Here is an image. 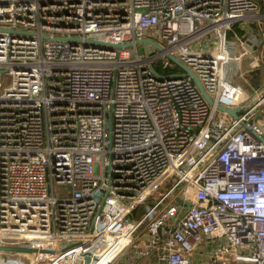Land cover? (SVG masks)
Listing matches in <instances>:
<instances>
[{
	"label": "built area",
	"instance_id": "2783aa9c",
	"mask_svg": "<svg viewBox=\"0 0 264 264\" xmlns=\"http://www.w3.org/2000/svg\"><path fill=\"white\" fill-rule=\"evenodd\" d=\"M254 22L264 0H0V245L189 264L203 232L210 264H264V79L232 82L243 57L264 70Z\"/></svg>",
	"mask_w": 264,
	"mask_h": 264
},
{
	"label": "rangeland",
	"instance_id": "374dc122",
	"mask_svg": "<svg viewBox=\"0 0 264 264\" xmlns=\"http://www.w3.org/2000/svg\"><path fill=\"white\" fill-rule=\"evenodd\" d=\"M146 10L145 7H139L136 8V11L143 13ZM256 25H252L250 26V34L248 35V39L252 40L254 42V47L257 50V54L261 53L262 54V59L264 60V24L261 22H254ZM144 34L145 35H149L151 36L153 39L163 43L164 40L162 39L161 36V28L158 25H153V26H147L144 28ZM252 33L256 34V36L251 35ZM206 38H201L197 41H194L192 44L194 46V50L195 51H200V52H205V53H212V51H210L209 48L205 47V43H206ZM138 51L140 55H144L145 54V48L143 45L138 44ZM148 49L150 52L154 51V48L152 46H148ZM252 57H243L241 61L238 62L237 64V68L233 70V80L232 82L234 84H238V85H243L246 84L247 82H249L250 84L253 85L252 82H255L254 79H252V75L253 74H257L256 78H259L258 81L260 82V80L264 79V70L261 68L259 69V71L255 72H250L248 71L250 70H254V64L251 62ZM261 61V59H260ZM262 62V61H261ZM262 65V64H261ZM252 68V69H251ZM6 76L3 73L1 76V80H2V84H5L6 82ZM259 84V83H258ZM255 86V85H253ZM219 114V113H218ZM223 115V114H220ZM62 187L64 188L65 186L62 185ZM61 186H59V188H62ZM167 188L166 184L164 183V185H162L160 187V191L163 192L165 191V189ZM159 197L158 194H156V196L153 199H157ZM101 249H98L96 251V253H100ZM20 257V264H48L52 259V255H45V254H41L40 256H37L36 254H21L19 255ZM79 263V262H77Z\"/></svg>",
	"mask_w": 264,
	"mask_h": 264
},
{
	"label": "crops",
	"instance_id": "0c3cea01",
	"mask_svg": "<svg viewBox=\"0 0 264 264\" xmlns=\"http://www.w3.org/2000/svg\"><path fill=\"white\" fill-rule=\"evenodd\" d=\"M197 236L198 241L189 254V264H210V262L215 259L214 251L221 241L216 238L207 237L203 232H200ZM146 240L147 238L143 237L139 241L137 240L135 245L142 248L146 245ZM156 250L151 251L148 255L139 256L134 261H131L128 256L122 254L118 258V263L167 264L165 261L158 260V251ZM19 255L21 254L15 252H0V264H20Z\"/></svg>",
	"mask_w": 264,
	"mask_h": 264
},
{
	"label": "water",
	"instance_id": "95a60500",
	"mask_svg": "<svg viewBox=\"0 0 264 264\" xmlns=\"http://www.w3.org/2000/svg\"><path fill=\"white\" fill-rule=\"evenodd\" d=\"M69 39V38H68ZM137 42L142 43L144 46L148 43L150 45H152L153 47L159 49L160 46L154 42L151 39L148 38H144L142 40H137ZM100 47H105V48H113V47H117L120 48L122 47L121 45H113V44H105L102 42H96ZM131 43H125L123 44V47H127L130 46ZM170 59L176 63L181 69H183L184 73L188 76H190L194 82V84L196 85V87L198 88V90L200 91V93L202 94V96L206 99V101L209 104H212V99L210 98V96L207 94V92L205 91V89L203 88L198 76L192 72L189 68H187L183 63H181L177 58H175L174 56H169ZM217 108L220 111L226 112L229 115L233 116V117H237V108H226L222 105H218ZM110 123V121H109ZM110 127V124H109ZM186 206H190V202H185ZM0 251H4V252H16V253H26V254H30L33 252H36L35 248H28V247H23V246H12V245H0ZM93 259V256L91 254H88L85 258L86 264H88V262ZM124 264H131V263H124Z\"/></svg>",
	"mask_w": 264,
	"mask_h": 264
},
{
	"label": "trees",
	"instance_id": "16d2710c",
	"mask_svg": "<svg viewBox=\"0 0 264 264\" xmlns=\"http://www.w3.org/2000/svg\"><path fill=\"white\" fill-rule=\"evenodd\" d=\"M240 33H241V32H240ZM256 75H257V74H253V75H252V79H254V81H256V83H255V82H252L253 85H255L254 87L258 86V83H259V81H258L259 78H256ZM251 85H252V84H251ZM253 85H252V86H253Z\"/></svg>",
	"mask_w": 264,
	"mask_h": 264
}]
</instances>
